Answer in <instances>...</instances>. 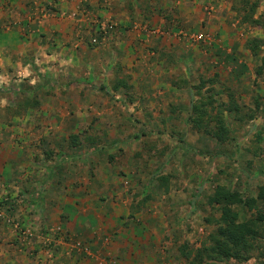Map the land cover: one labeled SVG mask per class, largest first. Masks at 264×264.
I'll return each mask as SVG.
<instances>
[{
    "label": "crops",
    "instance_id": "obj_1",
    "mask_svg": "<svg viewBox=\"0 0 264 264\" xmlns=\"http://www.w3.org/2000/svg\"><path fill=\"white\" fill-rule=\"evenodd\" d=\"M140 7L133 0H0L5 262L18 264L12 257L26 249L39 251L32 264H168L160 243L152 244L150 222L159 216L135 208L154 204L147 187L175 196L160 184L168 157L156 166L142 143L147 127L172 121L186 90L160 59L176 41L166 30L176 28Z\"/></svg>",
    "mask_w": 264,
    "mask_h": 264
},
{
    "label": "rangeland",
    "instance_id": "obj_2",
    "mask_svg": "<svg viewBox=\"0 0 264 264\" xmlns=\"http://www.w3.org/2000/svg\"><path fill=\"white\" fill-rule=\"evenodd\" d=\"M133 2H140L146 15L163 14L170 27L176 28L175 32L166 30L169 39L175 36L176 41H168L172 50H161L160 59L166 58L176 68L173 84L186 90L184 105L174 110L172 121L147 127L149 138L142 143L156 166L168 157L167 164L159 169L160 184L175 194L174 198L163 199L147 187V193H151L148 202L154 204L135 208H146L150 215L159 216L150 222L155 229L153 247L160 243L158 249L166 253L168 264H264V235L247 252L246 261L197 258L199 251L212 246L211 237L221 218L217 206L207 204L215 188L239 191L244 198H257L264 190V72L258 75L264 49L254 56L247 47L249 40L263 38L264 32L243 21L254 3L258 5L256 17L264 13V0H248V4L242 0ZM181 10L192 17L189 23L178 17ZM153 36L159 38L157 33ZM150 52L159 51L151 48ZM201 103L209 112L205 122L212 127L214 115L223 111L229 129L226 143L221 145L193 128L192 106ZM137 181L142 188L143 180ZM235 211L241 220H247L255 217L257 209L238 205ZM157 232L159 241L155 239ZM7 241L16 243L12 238ZM38 252L25 249L12 258L18 264H32ZM11 262L0 257V264Z\"/></svg>",
    "mask_w": 264,
    "mask_h": 264
},
{
    "label": "trees",
    "instance_id": "obj_3",
    "mask_svg": "<svg viewBox=\"0 0 264 264\" xmlns=\"http://www.w3.org/2000/svg\"><path fill=\"white\" fill-rule=\"evenodd\" d=\"M242 3L248 4L249 2L248 0H242ZM257 8L258 5L254 3L249 14L244 15L243 21L249 22L254 27H260L264 32V13L256 17ZM247 47L254 56L260 55L262 49H264V37L249 40ZM263 72L264 57L258 75H262ZM205 105V103L193 104L192 108L195 114L192 119L193 128L204 135L213 137L222 145L226 143L229 135L224 113L222 111L214 115V119H212L214 126L212 127L210 123L205 122V118L209 116V112L204 110ZM207 204L212 207L217 206L221 218L217 231L211 237L212 246L199 251L197 258L246 261L248 258L247 252L264 235L262 228L264 226V190L257 198H244L239 191H231L226 187L217 186L214 192L207 197ZM238 205L249 209H257L255 217L241 220L240 213L235 211V207ZM189 264H196V262L190 261Z\"/></svg>",
    "mask_w": 264,
    "mask_h": 264
}]
</instances>
